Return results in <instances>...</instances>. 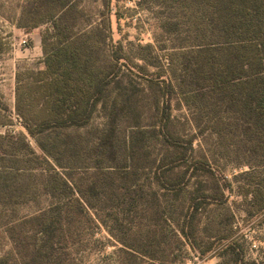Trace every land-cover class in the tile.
Here are the masks:
<instances>
[{
  "label": "rangeland",
  "instance_id": "1",
  "mask_svg": "<svg viewBox=\"0 0 264 264\" xmlns=\"http://www.w3.org/2000/svg\"><path fill=\"white\" fill-rule=\"evenodd\" d=\"M40 4L43 1L0 0L4 42L0 94L4 96L2 87L8 106L2 114L13 123L0 125V133L24 132L42 156L44 152L15 108L17 74L23 86L35 81L45 61L55 60L60 48L53 21L45 19L35 27L17 25L18 21L29 23L31 15L26 9ZM58 15L74 22L69 30L77 33L78 40V33L93 31L90 41L102 42L94 49L96 66L109 70L116 64L117 68L108 76V100L97 104L87 125L60 128L51 123L41 135L66 168L52 157H48L52 167L32 168L31 172L24 170V158L0 160V189L12 193L11 199L0 198L2 263L264 264V210L260 209L264 156L251 154L245 146L222 147L215 132L199 130L195 112L181 100L179 90L166 87V82L175 81L171 66L181 77L176 57L192 50L191 29L182 21L186 15L153 0H75ZM58 18L59 27L64 26ZM33 28L39 32L35 38L26 34ZM29 72L33 76L25 77ZM165 90L172 106L166 132L185 139L195 136L191 149L174 145L172 136L160 130L162 111L154 102L159 97L162 100ZM42 93L36 89L31 95ZM114 101L118 113L110 128L107 115ZM140 129L148 132L142 155L133 154L129 147L130 133L138 134ZM109 136L115 140L117 159H103L98 152V143ZM183 150L186 157L177 160L166 176L185 169L193 171V176L182 188L161 183L157 177L163 169L161 161H171ZM199 162L205 167H199ZM62 178L69 186L61 184ZM15 190L30 193L22 199ZM79 191L93 207L80 198ZM219 191L225 193L223 202L203 203L198 210V243L206 247L220 242L203 256L183 238L180 223L191 195L207 192L219 197ZM226 244L231 247L223 250Z\"/></svg>",
  "mask_w": 264,
  "mask_h": 264
},
{
  "label": "trees",
  "instance_id": "2",
  "mask_svg": "<svg viewBox=\"0 0 264 264\" xmlns=\"http://www.w3.org/2000/svg\"><path fill=\"white\" fill-rule=\"evenodd\" d=\"M40 1H43V6L34 5L25 11L30 12V22L23 24L18 21L17 25L35 27L37 22L45 19L53 21L54 27L58 29L56 35L59 36L57 44L60 48L55 52V60L45 61V69L38 73L39 77H33L35 81L27 82L23 86L22 78L17 74L15 108L16 113L23 119L27 132L44 154H37L24 132L0 133V160L10 161L8 157L24 158L27 161L24 170L29 172L32 168L44 170L52 167L48 157H52L60 167L66 168L58 156L54 155L52 147L46 144L47 138L41 135L48 132L51 123L60 128L87 125L97 104L104 99L108 100L107 91L111 82L108 76L117 68L116 64H112L107 70L93 63L94 49L102 43L90 41L93 31L78 33L81 35L78 40L77 33L69 30L75 25L74 22L58 18V14L74 5L75 0ZM153 1L174 7L179 13L183 12L186 18L182 21L191 29L189 33H192V50H183L176 57L181 77L174 74L171 66L175 81L169 80L166 87L179 90L182 94L181 100L194 110L193 119L199 130L215 132L219 142L223 144L222 147L228 145L234 149L245 146L251 154L264 156V0ZM24 13L23 15L26 14ZM56 17L61 19L59 21L64 26L59 27ZM73 18L72 16L70 19ZM2 39L0 33V53L4 45ZM32 74L29 72L25 77H31ZM36 89L42 90L41 96L31 95ZM167 95L166 91L162 100L159 97L154 103L162 111L160 130L170 137L171 134L166 132V128L172 106ZM3 98L0 94V125H10L13 123L2 114V111H8ZM116 107L114 101L107 115L110 128L116 123ZM139 131L138 134L135 131L130 133L129 147L133 154L142 155L144 136L148 132L142 129ZM171 136L174 145L186 150L191 149L195 137L185 139ZM98 152L103 154V159L118 158L113 136L105 137L98 143ZM186 155L183 150L171 161H161L160 168L163 169L157 176L161 183L168 182L175 188L186 185L193 176V171L188 172L185 169L182 173H173L169 178L166 176V171L169 174L176 165L174 163L184 159ZM197 165L205 167L202 162ZM208 169L211 170L210 167ZM64 183L67 184V181L62 178L61 184ZM0 186L3 188L1 180ZM94 186L96 185L93 184L92 187ZM217 186L220 187L219 184ZM17 192L22 199L30 193L29 190ZM80 194V198L93 207L89 197L82 192ZM218 195L216 197L207 192L191 195L188 210L180 223L179 231L183 238L192 249L203 256L218 247L220 242H211L206 247L198 243L195 235L198 210L203 203L225 200L224 192L219 191ZM7 197L11 199V190L0 189V198ZM260 209L264 210V201ZM228 247L231 245L226 244L223 250ZM4 259L0 257V264H3Z\"/></svg>",
  "mask_w": 264,
  "mask_h": 264
},
{
  "label": "crops",
  "instance_id": "3",
  "mask_svg": "<svg viewBox=\"0 0 264 264\" xmlns=\"http://www.w3.org/2000/svg\"><path fill=\"white\" fill-rule=\"evenodd\" d=\"M19 28H21V27H19ZM37 31H38V28H33L32 30H27L26 34H31V36H32L33 38H35V37H37V36L39 35V32H37ZM0 81H1V80H0ZM1 83H2V82H1ZM1 90H2L3 95L6 96V91L3 90L2 87H1ZM4 96H3V97H4Z\"/></svg>",
  "mask_w": 264,
  "mask_h": 264
},
{
  "label": "built area",
  "instance_id": "4",
  "mask_svg": "<svg viewBox=\"0 0 264 264\" xmlns=\"http://www.w3.org/2000/svg\"><path fill=\"white\" fill-rule=\"evenodd\" d=\"M26 42H27L26 39H23V40L21 41V43H22L23 45H26Z\"/></svg>",
  "mask_w": 264,
  "mask_h": 264
}]
</instances>
